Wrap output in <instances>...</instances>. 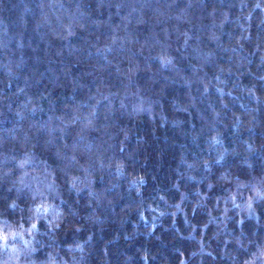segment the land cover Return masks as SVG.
Listing matches in <instances>:
<instances>
[{"label": "clouds", "instance_id": "1", "mask_svg": "<svg viewBox=\"0 0 264 264\" xmlns=\"http://www.w3.org/2000/svg\"><path fill=\"white\" fill-rule=\"evenodd\" d=\"M0 264H264V0H0Z\"/></svg>", "mask_w": 264, "mask_h": 264}]
</instances>
